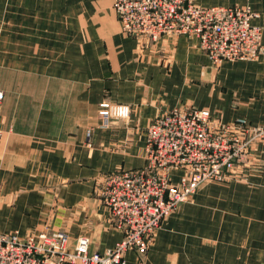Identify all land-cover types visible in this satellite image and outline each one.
<instances>
[{
  "label": "crops",
  "instance_id": "0c3cea01",
  "mask_svg": "<svg viewBox=\"0 0 264 264\" xmlns=\"http://www.w3.org/2000/svg\"><path fill=\"white\" fill-rule=\"evenodd\" d=\"M195 2L249 9L264 47V0ZM0 91V233L64 231L98 253L121 234L95 190L143 167L146 127L164 111L264 123L263 58L213 68L194 39L142 44L121 33L112 0H0ZM103 102L129 118L99 128ZM255 155L246 181L200 187L125 264H264V143Z\"/></svg>",
  "mask_w": 264,
  "mask_h": 264
},
{
  "label": "built area",
  "instance_id": "2783aa9c",
  "mask_svg": "<svg viewBox=\"0 0 264 264\" xmlns=\"http://www.w3.org/2000/svg\"><path fill=\"white\" fill-rule=\"evenodd\" d=\"M123 35L142 44L178 37L194 39L213 68L225 62L264 59L262 29L247 8L202 7L195 0H112ZM0 91V102L3 99ZM130 107L103 102L99 128L112 119L127 120ZM89 140L90 132H87ZM264 143V123L245 119L224 124L207 110L169 109L146 131L144 165L138 170L114 171L95 190L121 240L102 253L89 250V239L72 244L64 231L20 236L0 233V264H125L124 255H144L162 222L178 206L190 202L209 182L230 183L238 169ZM179 171L177 183L172 172Z\"/></svg>",
  "mask_w": 264,
  "mask_h": 264
},
{
  "label": "rangeland",
  "instance_id": "374dc122",
  "mask_svg": "<svg viewBox=\"0 0 264 264\" xmlns=\"http://www.w3.org/2000/svg\"><path fill=\"white\" fill-rule=\"evenodd\" d=\"M226 63V62H225ZM176 108H179V109H185V108H192V107H174V108H171V109H176ZM193 109H196V108H193ZM196 110H205V109H196ZM165 112V111H164ZM164 112H163V114H164ZM162 114V115H163ZM161 115V116H162ZM161 116H159V117H161ZM214 120H216V119H214ZM236 119H234L233 121H231V122H228L229 124L230 123H232V122H234ZM217 121H219V122H222V121H220V120H217ZM248 122V121H247ZM223 123V122H222ZM151 124V123H150ZM150 124L146 127V130H145V145H146V131H147V128L150 126ZM224 124H227V123H224ZM263 124V123H262ZM258 125H261V124H258ZM259 146V145H258ZM257 146V147H258ZM257 147L255 148V151H254V157H252V158H250V159H247L246 161H245V166L244 167H242V168H240V169H238V171H237V173L239 174V176H240V178L238 179V180H236V182H243V181H246V179H247V176L249 175V172L251 171V170H253L255 167H256V165H257V158H256V155H255V153H256V149H257ZM144 150H145V147H144ZM145 154V153H144ZM144 160H145V158H144ZM258 163H259V161H258ZM136 170H138V169H136ZM172 178V177H171ZM172 182L175 184V183H177V181L176 182H174L173 180H172ZM206 184H227V183H214V182H209V183H205V184H203V185H206ZM203 185H201L200 187H202ZM200 187L198 188V190L200 189ZM197 193V192H196ZM195 195V194H194ZM193 195V196H194ZM193 196L191 197V200H190V202L192 201V199H193ZM189 203V202H188ZM179 207V206H178ZM177 207V208H178ZM176 210V209H175ZM174 210V211H175ZM173 211V212H174ZM172 212V213H173ZM171 213V214H172ZM171 214H169V215H171ZM168 215V216H169ZM165 219H167V217L165 218ZM158 231V230H157ZM157 231H155V233H154V235L156 234V232ZM153 238H154V236L152 237V240H151V243H150V245H149V247L151 246V244H152V242H153ZM148 247V248H149Z\"/></svg>",
  "mask_w": 264,
  "mask_h": 264
}]
</instances>
